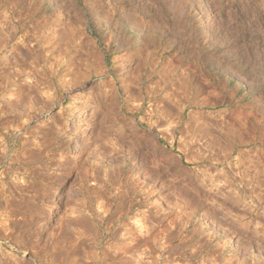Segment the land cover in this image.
<instances>
[{"label": "rangeland", "instance_id": "374dc122", "mask_svg": "<svg viewBox=\"0 0 264 264\" xmlns=\"http://www.w3.org/2000/svg\"><path fill=\"white\" fill-rule=\"evenodd\" d=\"M0 264H264V0H0Z\"/></svg>", "mask_w": 264, "mask_h": 264}, {"label": "bare ground", "instance_id": "6f19581e", "mask_svg": "<svg viewBox=\"0 0 264 264\" xmlns=\"http://www.w3.org/2000/svg\"><path fill=\"white\" fill-rule=\"evenodd\" d=\"M2 39H4V38H2ZM124 66V65H123ZM223 93V92H222Z\"/></svg>", "mask_w": 264, "mask_h": 264}]
</instances>
